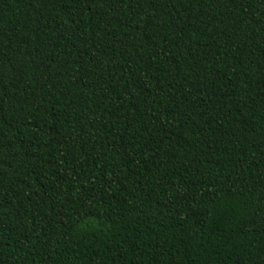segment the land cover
<instances>
[{"label": "trees", "instance_id": "16d2710c", "mask_svg": "<svg viewBox=\"0 0 264 264\" xmlns=\"http://www.w3.org/2000/svg\"><path fill=\"white\" fill-rule=\"evenodd\" d=\"M0 264H264V0H0Z\"/></svg>", "mask_w": 264, "mask_h": 264}]
</instances>
